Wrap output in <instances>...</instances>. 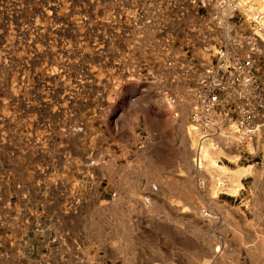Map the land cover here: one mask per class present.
I'll list each match as a JSON object with an SVG mask.
<instances>
[{
	"label": "rangeland",
	"instance_id": "obj_1",
	"mask_svg": "<svg viewBox=\"0 0 264 264\" xmlns=\"http://www.w3.org/2000/svg\"><path fill=\"white\" fill-rule=\"evenodd\" d=\"M103 7V0H0V107L43 94L63 104L70 93L76 127L102 121L103 150L87 152L79 141L84 131L75 135L77 154L94 161L90 192H108L76 221L82 231L90 222L92 237H102L103 244L90 245L94 252L118 253L122 264L133 254L139 264L151 256L155 264H264L262 153L208 151L198 171L187 112L172 120L138 84L121 85L119 70L103 65V30L113 33L118 24L103 20ZM122 153L128 162L118 159ZM220 154L227 159L218 164ZM148 192L153 203L145 208Z\"/></svg>",
	"mask_w": 264,
	"mask_h": 264
},
{
	"label": "built area",
	"instance_id": "obj_2",
	"mask_svg": "<svg viewBox=\"0 0 264 264\" xmlns=\"http://www.w3.org/2000/svg\"><path fill=\"white\" fill-rule=\"evenodd\" d=\"M103 5V20L112 16L118 22L113 33L103 30V65L119 70L121 85L138 84L148 103L172 120L187 112L198 171L205 169L208 151L232 155L251 148L255 157L262 153L264 163V2L103 0ZM222 158L227 159L220 154L216 162ZM218 185L226 187L227 180ZM152 203L153 194L145 193L142 206Z\"/></svg>",
	"mask_w": 264,
	"mask_h": 264
},
{
	"label": "crops",
	"instance_id": "obj_3",
	"mask_svg": "<svg viewBox=\"0 0 264 264\" xmlns=\"http://www.w3.org/2000/svg\"><path fill=\"white\" fill-rule=\"evenodd\" d=\"M55 97L36 95L31 104L0 107V264H122L118 253L90 248L103 244L102 237H92L90 222L83 231L77 227V217L102 205L108 192H90L93 169L87 153L75 149L70 93L63 104ZM89 124L81 145L87 152L103 150L102 121ZM117 156L128 162L123 153ZM129 260L139 264V254ZM149 260L155 264V256Z\"/></svg>",
	"mask_w": 264,
	"mask_h": 264
},
{
	"label": "bare ground",
	"instance_id": "obj_4",
	"mask_svg": "<svg viewBox=\"0 0 264 264\" xmlns=\"http://www.w3.org/2000/svg\"><path fill=\"white\" fill-rule=\"evenodd\" d=\"M259 1L264 2V0H259ZM206 156H207V152H206ZM216 250H217V251H220V248H217Z\"/></svg>",
	"mask_w": 264,
	"mask_h": 264
}]
</instances>
